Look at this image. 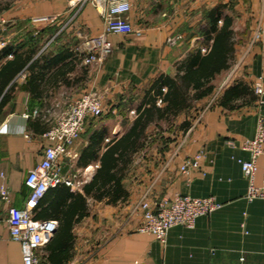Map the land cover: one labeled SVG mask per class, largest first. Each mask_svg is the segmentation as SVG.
Returning a JSON list of instances; mask_svg holds the SVG:
<instances>
[{"label":"crops","instance_id":"obj_1","mask_svg":"<svg viewBox=\"0 0 264 264\" xmlns=\"http://www.w3.org/2000/svg\"><path fill=\"white\" fill-rule=\"evenodd\" d=\"M217 5H223V12L232 18L234 69L216 76L214 93L197 102V111L202 109L191 119L189 131L177 128L169 135L171 144L149 148V155H143L142 147L133 154L123 178L128 191L124 201L110 204L86 198L87 213L72 228L71 256L59 264H264V199H245L247 181L237 162L238 157L248 156L238 142L253 136L258 114L264 116V105L240 101L229 109L214 95L227 77L228 83L242 79L250 86L260 79L264 87V0H131L128 17L138 32L111 35L112 50L99 66L88 67L83 79L48 89L38 102L25 89L24 75H17L12 97L0 112V189L7 186L11 204L24 205L29 194L24 179L42 156L44 131L68 99L94 88L108 98L106 117L112 119H88L68 155L61 158L65 176L89 181L99 166L97 154L130 125L152 80L159 73L174 75L175 62L188 49H206L210 43L203 35L206 12ZM52 14L62 20H33ZM0 16L6 20L0 24V38L16 44L31 31L42 35L43 48L51 42L71 43L67 35L62 36L65 26L84 34L100 33L102 27L93 6L68 7L66 0H0ZM53 28L55 32L50 33ZM81 33L74 32L73 41ZM177 35L180 39L170 43ZM35 108L40 110L38 118L32 116ZM178 117L180 122L184 113ZM89 148L97 150L96 156L83 164V151ZM201 148L205 151L201 171L180 172L183 160ZM263 165L262 155L257 160L256 184ZM82 186L76 190L82 191ZM176 193L213 196L221 206L199 216L191 228H170L163 244L153 234L134 229L139 221L135 207L141 198L157 200ZM0 215V264H22L20 245L9 238L6 204L0 203ZM45 254L42 248L41 264H54Z\"/></svg>","mask_w":264,"mask_h":264},{"label":"trees","instance_id":"obj_2","mask_svg":"<svg viewBox=\"0 0 264 264\" xmlns=\"http://www.w3.org/2000/svg\"><path fill=\"white\" fill-rule=\"evenodd\" d=\"M223 5H217L206 13L207 25L204 39L210 43L205 51L200 46L192 47L175 62L174 75L159 73L144 90L136 115L119 137L111 138L104 145L99 157V166L92 178L85 182L82 191L71 190L60 183L49 187L33 208L38 219H55L57 228L45 243L47 261L59 264L70 255L74 234L72 228L87 213L88 196L104 199L116 204L124 201L128 191L123 178L132 161L133 154L143 147L151 124L159 120H170L184 113L178 128L185 131L191 124L190 116L195 103L211 96L215 91L214 80L231 64L235 50V32L232 18L223 12ZM56 28L50 30L54 33ZM44 32V31H43ZM41 34L28 31L24 41L7 43L0 49V112L12 97L16 77L24 75V87L31 99L40 100L45 91L58 84L70 85L83 79L87 66L80 63L79 55L73 51V43L54 44L40 50ZM60 35L57 34L54 39ZM40 42V44H39ZM40 50V51H39ZM11 57H7L8 54ZM75 73L70 77V73ZM257 99L252 87L242 79H235L224 86L217 96L219 104L232 109L238 102H254ZM34 102V100H31ZM40 105V104H39ZM34 116V118H38ZM91 148L84 149L83 162L96 156Z\"/></svg>","mask_w":264,"mask_h":264},{"label":"built area","instance_id":"obj_3","mask_svg":"<svg viewBox=\"0 0 264 264\" xmlns=\"http://www.w3.org/2000/svg\"><path fill=\"white\" fill-rule=\"evenodd\" d=\"M68 7L83 4L93 6L101 21V32L96 34H82L81 39L73 47L80 57V63L87 67L99 66L112 50L111 35H122L135 30L130 23L128 14L131 9V0H66ZM59 14L35 17L33 20L54 22ZM6 20L0 16V24ZM258 37V32L254 35ZM180 35L172 37L169 42L174 43ZM7 42L0 38V49ZM202 48V51H205ZM8 54L7 57H11ZM23 76V74H22ZM227 77L222 85L227 84ZM226 86V85H225ZM256 94V103L264 105V87L260 79L251 84ZM50 109H45L49 112ZM104 112L103 93L94 88L85 90L79 95L68 99L60 112L55 116L50 126L44 131V146L40 160L26 173L24 182L29 189L28 197L22 207L10 202V192L7 186L0 189V203L6 204L9 238L19 243L22 264H41L40 252L45 243L51 238L57 228L55 219H38L34 217L33 208L49 187L64 183L71 190L79 189L86 177L78 178L75 175L62 173L61 158L68 155L69 149L82 133L85 124L90 118H97ZM40 115L35 108L32 116ZM26 116V115H25ZM191 127L188 129V131ZM240 149L247 153L246 158H237L241 173L247 181L244 197L247 200L264 199V165L261 181L255 183L257 160L264 156V116L258 114L255 131L252 137L242 138L238 142ZM204 149H198L195 154L183 160L179 166L180 172L190 169L201 171L200 161L204 158ZM203 173V172H202ZM221 206L213 196H192L176 193L171 197H161L151 200L141 198L136 204L139 212V221L134 226L138 232L151 233L160 243H165L168 231L174 226L191 228L195 220L201 215H208ZM2 217L0 215V221ZM144 264V263H140ZM160 264V263H156Z\"/></svg>","mask_w":264,"mask_h":264},{"label":"rangeland","instance_id":"obj_4","mask_svg":"<svg viewBox=\"0 0 264 264\" xmlns=\"http://www.w3.org/2000/svg\"><path fill=\"white\" fill-rule=\"evenodd\" d=\"M76 6H78V5H76ZM60 20H62V19H60ZM59 19H56L54 22H57V21H60ZM61 25V24H60ZM59 25V27H61ZM63 29H64V34L62 35V36H64V37H66V35H67V37L68 38H70L71 39V42H74L73 41V35H74V32H77V33H81V31H76V30H74L73 28H71L70 30H68L69 29V26H65V27H63ZM68 32V33H67ZM81 34H84L83 32L81 33ZM61 36V35H60ZM72 36V37H71ZM77 36H78V34H77ZM77 38V40L73 43V47L78 43V41H80V39H81V37H80V35L78 36V37H76ZM44 44H45V42L44 43H42V45H41V48H40V50L41 49H43V46H44ZM46 47V46H45ZM233 63H235L233 60L231 61V64H230V66H229V68H230V72L234 69V65H233ZM230 81V80H229ZM215 82V81H214ZM228 84H230V83H228ZM228 84H224V85H219L218 86V88H217V90H216V93L214 94L215 95V97L216 96H218V93L220 92V90H219V87L220 86H222V87H220V88H223L225 85H228ZM96 90V89H95ZM219 90V91H218ZM222 90V89H221ZM85 91V90H84ZM96 91H98V90H96ZM98 92H100V91H98ZM103 99H104V112H103V114L101 115V116H99V117H97V118H95V121H101L102 119H106V120H108V121H110L111 119H112V117H110V118H107L106 116H108L109 115V113H110V109H109V107H106V105H108V103H106V101L108 100V98H106L105 97V94H103ZM197 103H195V105H194V107H193V109L192 110H190V112L188 113V115L187 116H190V118L191 119H193L194 117H195V115H197V113L199 112V111H201V109H202V107L201 108H199L198 109V111H197ZM204 107V106H203ZM109 109V110H108ZM197 111V112H196ZM112 114V113H111ZM197 118V117H196ZM90 120V119H89ZM179 117H177V118H174V119H170V120H164V119H162V120H159V121H157V122H155V123H153V124H151L150 125V127H149V129H148V132H147V136H146V139H145V143H144V145H143V147H142V149L144 150V153H143V155L145 154V155H149V153H147L146 154V152H148V150H149V148L151 149V148H153V147H161V146H164V145H167L168 143H170V141H171V139H172V137H170L169 135L171 134H174L175 133V131L177 130V128H178V123H179ZM192 122V121H191ZM192 126V124H190V126L184 131V132H186V131H188V129L190 128ZM175 139V138H174ZM172 143V142H171ZM170 143V144H171ZM145 148V149H144ZM184 194H186V193H184Z\"/></svg>","mask_w":264,"mask_h":264}]
</instances>
